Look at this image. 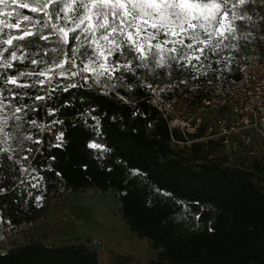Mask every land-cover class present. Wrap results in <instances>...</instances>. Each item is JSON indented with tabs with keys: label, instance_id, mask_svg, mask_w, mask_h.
<instances>
[{
	"label": "trees",
	"instance_id": "obj_1",
	"mask_svg": "<svg viewBox=\"0 0 264 264\" xmlns=\"http://www.w3.org/2000/svg\"><path fill=\"white\" fill-rule=\"evenodd\" d=\"M41 45L53 48L48 41ZM50 55L54 57L55 53ZM212 67L220 70L214 73L205 68L207 75L193 80L188 79V69L178 70L174 65L170 75L176 80L169 83L163 80L168 76L165 69H141L136 80L123 86L111 80L113 91H103L92 82L77 79V88L67 93L58 88L50 93L54 97L51 101H36L33 106L39 111L32 118L37 124L44 128L64 127L62 149L49 148V142L58 141L42 130L34 137L42 143L31 144V149L39 151L35 159L30 155V167L44 177L45 193H51L61 183L75 191L95 187L118 192L123 218L131 231L161 250L148 264H264V188L257 184L254 172L226 166L227 160L209 149L212 142L190 147L172 144L168 122L150 104L151 89L144 86L165 83L175 92L192 89L205 95L209 86L220 79L241 73V66L231 65L227 76L221 75L228 69L224 63H213ZM181 80L187 83H179ZM53 83L69 82L64 79ZM32 94L47 95L49 90L40 87ZM66 100L70 107L63 106ZM25 102L31 103L27 99ZM49 109H56L55 115L50 116ZM92 116L99 120L107 147L104 154L87 147L96 135L91 127ZM54 120L63 123L52 124ZM50 156H55V161L49 160ZM192 160L197 163L192 164ZM0 165V187L7 190L0 192L5 222L19 225L38 219L44 206L29 195L27 184L20 183V163L0 160ZM47 165L54 171H48ZM137 169L143 175H134ZM179 216L191 221L196 217L200 228L181 232L176 222ZM185 224L192 227L189 222ZM0 264H99V257L82 243L47 246L30 242L0 253Z\"/></svg>",
	"mask_w": 264,
	"mask_h": 264
},
{
	"label": "snow or ice",
	"instance_id": "obj_2",
	"mask_svg": "<svg viewBox=\"0 0 264 264\" xmlns=\"http://www.w3.org/2000/svg\"><path fill=\"white\" fill-rule=\"evenodd\" d=\"M253 5L254 0H0V160L19 164V159L27 161L29 155L35 159L39 149L31 148L25 149L28 155L13 159L23 141L42 143L31 132L44 127L32 118L39 111L34 103L51 101L54 97L50 93L58 88L67 93L79 86L54 81L80 77L99 82L104 78L123 86L136 80L141 69H165L164 74L170 75L175 65L178 70L188 69V79L193 80L207 75L205 68L219 71L213 63H224L230 70L235 59L232 52L255 39L253 32L246 30L256 25L249 14ZM260 23H264V17ZM53 37L57 47L41 45ZM46 83L52 86L49 94H32ZM179 83L186 84L187 80ZM144 86L152 88L151 84ZM63 106L71 104L66 100ZM56 111L49 109V115ZM90 119L94 121L93 130L99 132L98 118ZM56 140L58 143L49 142L48 147L62 149L64 133H59ZM87 147L106 150L105 145L95 142ZM48 159L55 161L56 157ZM46 167L54 171L50 165ZM24 171L27 169H21ZM32 171L36 175L31 178L37 183L31 187L37 188L44 177L36 168ZM133 174L143 175L139 169ZM5 191L0 187V192ZM0 222H5L2 211Z\"/></svg>",
	"mask_w": 264,
	"mask_h": 264
},
{
	"label": "rangeland",
	"instance_id": "obj_3",
	"mask_svg": "<svg viewBox=\"0 0 264 264\" xmlns=\"http://www.w3.org/2000/svg\"><path fill=\"white\" fill-rule=\"evenodd\" d=\"M22 11L24 14H30L34 17L37 15L36 13H29L28 10ZM249 14L253 15L256 25L254 29L249 26L246 30L253 32L255 39L250 41L246 47H241L238 52H232L235 59L232 61L231 65L237 68H240L243 58L264 49V23H260L261 18L264 17V0H254V5L249 9ZM48 43L52 47L58 46L55 37L48 41ZM66 68L75 71L74 68H71V65H66ZM228 70L229 69L223 71L221 75L227 76ZM77 79L81 78L75 77L66 80L69 83H75ZM163 80L165 83L173 82L176 80V76L173 77V75H168L166 78H163ZM87 81L92 82L97 87H101L103 91L114 90L110 81L104 78H101L99 82H97L95 78H90ZM43 88L48 91L51 85L46 83ZM39 131L40 130L36 128L31 129L33 137H35ZM44 131L45 128L43 127L42 132L44 133ZM24 134L27 133L25 132ZM90 142L106 146L100 131L96 132L95 137L91 139ZM31 144L32 142L30 141H23V147L19 148L15 155L17 159L28 155L25 149L32 148ZM259 146L260 150L257 156L246 155L242 152L238 155H230L218 142H213L209 146V149L213 151V154L227 160L225 163L226 166L231 168L240 167L253 171L257 184L264 188V143ZM97 151L99 154H104L107 152V147L104 151ZM19 163L22 169H27V171L23 172V181L29 188V195L34 198L37 196L43 197L40 201L35 200L40 205L44 206V211L43 214L33 222H26L19 225L0 222V253H6L14 247L30 242H42L47 246L82 243L98 253L99 264H101L100 262L103 260L102 255L105 253L107 256H114L109 264H148L151 259L158 257L161 250L153 248L149 239H143L136 248H129L124 242L120 241L117 245L120 246L121 252L118 253L115 246L107 240L105 235L98 232V229L101 228L97 226L88 227L87 225L86 227L84 223L81 222L83 215L79 208L76 207L78 203H86L92 206L91 208L94 210L96 217L104 220L105 217L109 215L120 224L122 221V203L118 192L114 190L102 191L95 187L75 191L67 188L61 183L54 191L46 194L42 181H40L39 187H31V185L37 183V181L31 178L32 175H36V173H34L32 171L33 169L30 167V155L27 161L19 159ZM195 163H197V161L192 160V164ZM82 207L84 206L82 205ZM185 221L191 223L192 227L189 228L188 224H185ZM176 222L179 224V230L183 233L197 230L201 226L196 217L191 221V219L184 220L183 216H179L176 218ZM95 238L103 240L104 245L102 247L95 245L93 242Z\"/></svg>",
	"mask_w": 264,
	"mask_h": 264
},
{
	"label": "built area",
	"instance_id": "obj_4",
	"mask_svg": "<svg viewBox=\"0 0 264 264\" xmlns=\"http://www.w3.org/2000/svg\"><path fill=\"white\" fill-rule=\"evenodd\" d=\"M148 100L166 118L172 144L218 142L230 155L257 156L264 143V49L242 59L238 77L220 79L205 95L192 89L175 92L157 83ZM45 132L56 139L64 127H48ZM93 242L104 245L99 238Z\"/></svg>",
	"mask_w": 264,
	"mask_h": 264
},
{
	"label": "crops",
	"instance_id": "obj_5",
	"mask_svg": "<svg viewBox=\"0 0 264 264\" xmlns=\"http://www.w3.org/2000/svg\"><path fill=\"white\" fill-rule=\"evenodd\" d=\"M80 204L78 203L76 207L79 208V210L81 211L83 215L81 222L84 223L85 226L87 225L88 227L97 226L98 228H101V229H98V232H101L105 235L107 240L115 246V249H117L116 251L118 253L121 252L120 246L117 245L120 241L124 242L125 245L129 248L131 247L136 248L143 241V239H147V238H140L135 232L131 231L129 225L123 218V213L121 217L122 221L119 224L116 220H114L109 215L106 216L104 220L96 217L94 214V210L91 208L92 206H89V204H86V203L81 204V205ZM82 205L84 207H82ZM102 256H103L102 259L104 261L102 260V262H100L101 264H104V263L109 264L110 261H112L114 257L110 255L107 256L106 253L103 254Z\"/></svg>",
	"mask_w": 264,
	"mask_h": 264
}]
</instances>
